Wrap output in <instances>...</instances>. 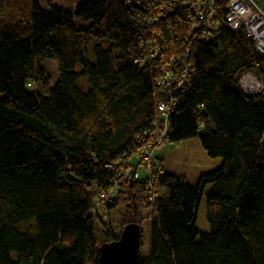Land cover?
I'll return each mask as SVG.
<instances>
[{"label": "trees", "instance_id": "trees-1", "mask_svg": "<svg viewBox=\"0 0 264 264\" xmlns=\"http://www.w3.org/2000/svg\"><path fill=\"white\" fill-rule=\"evenodd\" d=\"M197 2L0 0V264H98L129 222L136 264H264V52L228 0L201 38ZM156 129L172 150L137 180Z\"/></svg>", "mask_w": 264, "mask_h": 264}, {"label": "built area", "instance_id": "built-area-1", "mask_svg": "<svg viewBox=\"0 0 264 264\" xmlns=\"http://www.w3.org/2000/svg\"><path fill=\"white\" fill-rule=\"evenodd\" d=\"M204 1L205 2L203 4L202 3L198 4L197 2V3L188 4V6L190 7V10L196 15V20L198 26L200 27L201 38L209 39L210 38L209 36H212V34L213 35L217 34L220 31L221 21L219 20V18L216 17V14L214 12L215 0H204ZM236 1L239 2V5H236L233 9V5L235 4ZM173 7L174 6L172 5V8H168L167 11L169 12L172 11ZM248 7L253 12L258 11L257 15L259 21H252L248 16H245ZM229 8H231L230 14H228ZM223 22L232 31L243 30L247 34V36L254 41L259 51L264 50V9L260 8L252 0H228L226 4V11L223 16ZM246 28L248 33L246 32ZM166 75L169 78L171 77L169 73H166ZM247 80L249 81V83L244 84L246 88L244 86L243 87L246 90H248L247 93L249 95L253 96L255 93H258L260 89H262V85L258 82L257 79L254 80L250 78ZM250 84L251 85L255 84L257 88L251 89ZM174 85L175 84L172 79V87H174ZM258 87L260 88L258 89ZM158 109L164 113L167 108L166 107L164 108V105L160 104ZM155 134L156 136L154 138H156V140L154 144L157 145V147L158 146L160 147L161 145L160 139L163 138V132H159V130L156 129ZM152 158H153V153H151L150 150H147L145 154H141L138 156L137 164L141 163L143 165H146L149 170H152V166H151Z\"/></svg>", "mask_w": 264, "mask_h": 264}, {"label": "rangeland", "instance_id": "rangeland-1", "mask_svg": "<svg viewBox=\"0 0 264 264\" xmlns=\"http://www.w3.org/2000/svg\"><path fill=\"white\" fill-rule=\"evenodd\" d=\"M39 1V3L41 4V5H43L44 6V8H45V6H46V0H38ZM77 1V0H76ZM254 1H256V5L258 4L259 5V7L261 8H264V0H254ZM54 2H55V4L56 5H65L66 4V2H67V0H54ZM70 2H71V0H70ZM72 3V2H71ZM74 4V3H73ZM60 7V6H59ZM244 34L247 36V34L244 32ZM248 37V36H247ZM260 52H264V50L263 51H260ZM43 67H44V69H45V72L48 74V76L51 78V80L52 81H55L56 80V77H57V74H58V71H57V66H56V63L55 62H53V61H46V62H44L43 63ZM254 79V80H256L257 78H255V77H253V76H251V75H249V74H246L245 76H243V77H241L240 78V80H239V86H240V88L244 91V92H246L247 93V91L248 90H246L245 88V86H244V84L245 83H249V81L247 80V79ZM86 81V78H82L81 80H80V84L82 83V81ZM185 80H186V76L185 75H183L182 76V78H173V81H174V84H175V88H177L176 90L178 91V92H183L184 90V84H185ZM258 80V79H257ZM258 82L262 85V83H261V81L260 80H258ZM254 83V82H253ZM245 88H244V87ZM248 86H249V84H248ZM250 86H251V89H255V88H257L256 87V85L254 84V85H251L250 84ZM178 88H180V90L178 89ZM260 87H258V89H259ZM257 89V90H258ZM261 90V89H260ZM260 90L258 91V92H260ZM258 93H255L253 96H255V95H257ZM155 140H156V138H153V139H151V141H150V144L148 145V146H151V145H154V143H155ZM161 141H164V139L163 138H161L160 139ZM148 148V147H147ZM155 149V146H152L151 147V149ZM157 150H155V155L157 156V157H161V158H166L168 155H169V153L171 152V150H172V145H170V144H168V145H166L165 147H162V146H160V147H157L156 148ZM147 150V149H146ZM155 155H153V158H152V161L153 160H155ZM135 159L134 158H131V160H130V163L131 164H135ZM139 166H142V168L140 169V168H138ZM136 168H138V173H139V175L138 176H136L135 175V173H134V178L135 179H137V180H139L140 178H142V180H146V179H144V178H150V176H151V174H152V170H149L148 169V167L146 166V165H143V164H141V163H138V164H136ZM109 192H110V190H105V191H97V193H96V195L98 196V198H97V200L98 201H100V202H98V203H100V204H103V202H105V200L107 201L108 199H110L112 196H109ZM115 193V190H114V192L111 194V195H113ZM106 196V197H105ZM105 197V198H104Z\"/></svg>", "mask_w": 264, "mask_h": 264}, {"label": "water", "instance_id": "water-1", "mask_svg": "<svg viewBox=\"0 0 264 264\" xmlns=\"http://www.w3.org/2000/svg\"><path fill=\"white\" fill-rule=\"evenodd\" d=\"M139 243V226L129 222L117 240L101 244L98 264H136Z\"/></svg>", "mask_w": 264, "mask_h": 264}, {"label": "bare ground", "instance_id": "bare-ground-1", "mask_svg": "<svg viewBox=\"0 0 264 264\" xmlns=\"http://www.w3.org/2000/svg\"><path fill=\"white\" fill-rule=\"evenodd\" d=\"M255 4H256V1H254V0H252ZM236 5H239V2L238 1H236L235 2V4L233 5V9H234V7L236 6ZM258 5V4H257ZM259 6V5H258ZM262 8V7H261ZM262 9H264V8H262ZM231 13V8H229V10H228V14H230ZM257 13H258V11L257 12H253L249 7H248V9H247V11H246V14H245V16H248L249 18H250V20H252V21H259V19H258V15H257ZM241 26H243V25H241ZM245 27V26H244ZM229 29V28H228ZM230 30V29H229ZM232 31V30H231ZM234 32V31H233ZM246 32L248 33V31H247V28H246ZM160 143H161V145L160 146H162V147H165L167 144H168V142L167 141H160ZM152 146H155V149L157 148V145H151V146H149L148 147V150H150L151 151V153H153L154 151H155V149H151V147ZM159 147V146H158ZM151 164V163H150ZM152 166V170H153V165H151ZM138 168H142V166H139ZM138 168H135V171H136V173H138ZM139 175V173L137 174V176Z\"/></svg>", "mask_w": 264, "mask_h": 264}, {"label": "crops", "instance_id": "crops-1", "mask_svg": "<svg viewBox=\"0 0 264 264\" xmlns=\"http://www.w3.org/2000/svg\"><path fill=\"white\" fill-rule=\"evenodd\" d=\"M73 0H71V2H72ZM75 1V0H74ZM74 3V2H73ZM70 4V0H67V2H66V5H69ZM70 5H72V3L70 4Z\"/></svg>", "mask_w": 264, "mask_h": 264}]
</instances>
